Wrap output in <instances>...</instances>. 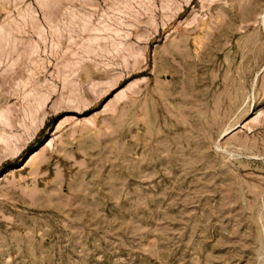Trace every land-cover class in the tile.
<instances>
[{
	"label": "rangeland",
	"instance_id": "374dc122",
	"mask_svg": "<svg viewBox=\"0 0 264 264\" xmlns=\"http://www.w3.org/2000/svg\"><path fill=\"white\" fill-rule=\"evenodd\" d=\"M0 59V264H264V0H0Z\"/></svg>",
	"mask_w": 264,
	"mask_h": 264
},
{
	"label": "bare ground",
	"instance_id": "6f19581e",
	"mask_svg": "<svg viewBox=\"0 0 264 264\" xmlns=\"http://www.w3.org/2000/svg\"><path fill=\"white\" fill-rule=\"evenodd\" d=\"M8 51V50H7ZM1 60V59H0Z\"/></svg>",
	"mask_w": 264,
	"mask_h": 264
}]
</instances>
